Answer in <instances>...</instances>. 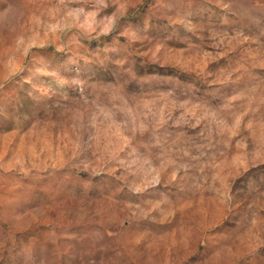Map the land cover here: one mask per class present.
Returning <instances> with one entry per match:
<instances>
[{
	"label": "rangeland",
	"instance_id": "obj_1",
	"mask_svg": "<svg viewBox=\"0 0 264 264\" xmlns=\"http://www.w3.org/2000/svg\"><path fill=\"white\" fill-rule=\"evenodd\" d=\"M0 264H264V0H0Z\"/></svg>",
	"mask_w": 264,
	"mask_h": 264
}]
</instances>
